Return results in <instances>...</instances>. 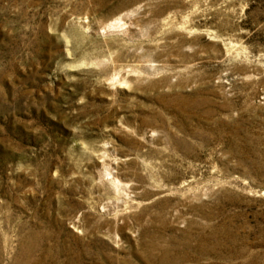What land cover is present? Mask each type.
<instances>
[{"label": "rangeland", "instance_id": "1", "mask_svg": "<svg viewBox=\"0 0 264 264\" xmlns=\"http://www.w3.org/2000/svg\"><path fill=\"white\" fill-rule=\"evenodd\" d=\"M0 264H264V0H0Z\"/></svg>", "mask_w": 264, "mask_h": 264}]
</instances>
